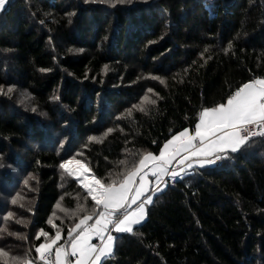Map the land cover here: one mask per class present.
Listing matches in <instances>:
<instances>
[{
    "label": "trees",
    "instance_id": "1",
    "mask_svg": "<svg viewBox=\"0 0 264 264\" xmlns=\"http://www.w3.org/2000/svg\"><path fill=\"white\" fill-rule=\"evenodd\" d=\"M257 78L264 0L8 1L0 14V195L31 186L33 198L20 202L25 211L6 207L14 217L0 220L8 256L0 264L35 261L57 228L66 246L69 230L91 214L94 202L61 163L75 158L104 183L119 181L144 154L193 130L203 109ZM145 96L156 103H142ZM221 157L167 183L132 234H115L113 264H264V139ZM57 204L85 211L66 218L59 210L50 224ZM40 230L48 237L37 239Z\"/></svg>",
    "mask_w": 264,
    "mask_h": 264
},
{
    "label": "snow or ice",
    "instance_id": "2",
    "mask_svg": "<svg viewBox=\"0 0 264 264\" xmlns=\"http://www.w3.org/2000/svg\"><path fill=\"white\" fill-rule=\"evenodd\" d=\"M101 2L112 3L115 6L116 3L130 2V0H101ZM6 3L8 0H0V10L5 8ZM153 79L158 78L153 77ZM11 91L12 89L9 88L8 92ZM149 91L152 90L149 89ZM144 102L156 103L155 100H150L147 96L143 98L142 103ZM134 107L144 111L140 105ZM130 114L131 110H129ZM256 136L264 137V78H257L243 84L227 99L226 103L203 109L199 114V122L196 124L194 135H190L188 129L173 135L161 148L159 155L144 154L138 163L134 164L127 172L120 174L123 178L119 181L112 180L109 183H104L94 174L89 179L90 169L80 160L73 158L64 161L60 164V168L78 180L80 186L87 193L84 200L87 201L90 197L94 202V207L91 214L83 216L79 223L69 230L68 235L72 237L70 252L63 245L54 247L61 238L60 232L57 231L50 242L46 239L44 243L36 247L35 251L39 259L43 261V264H72V261L68 259L71 256L76 257L75 264H101L102 260L111 256L113 252L116 237L111 235V232L132 234L133 226L141 224L145 219V205L153 203V194L162 193L167 187L166 181H161L164 188L159 185L155 189L149 187V182L145 179L147 174L140 175L143 169L148 166V162H152V175L157 180H161L165 175H170L175 179L180 173L169 172V165L181 153L188 154L183 157L185 161L192 157L213 155H215V160H219L222 157L218 153L229 149L235 153ZM90 139L100 141V138L97 137ZM195 141L199 143H195ZM215 160L208 159L206 163L211 164ZM119 163L126 165L127 161L121 160ZM73 165L79 166L81 171L79 173L74 171ZM138 176L139 183L137 184ZM145 189H147V193ZM16 202L13 200L14 204ZM131 205H136V208L129 211ZM56 207L68 214V210L61 207L60 204H57ZM77 209L85 211L84 205L81 204L77 205ZM72 214L75 215V213ZM53 215L55 216V212ZM11 216L12 213H9L6 219ZM94 216L95 222L88 224V221L92 220ZM16 222L21 223V221ZM49 223L52 221L50 220ZM53 226L55 227V225ZM73 233L76 234L73 236ZM48 235L40 230L37 239L41 236L47 238ZM93 237L99 238L100 245L91 243ZM53 248L55 258L51 260ZM6 255L7 253L0 250V257ZM20 264H33V261L24 260Z\"/></svg>",
    "mask_w": 264,
    "mask_h": 264
},
{
    "label": "crops",
    "instance_id": "3",
    "mask_svg": "<svg viewBox=\"0 0 264 264\" xmlns=\"http://www.w3.org/2000/svg\"><path fill=\"white\" fill-rule=\"evenodd\" d=\"M6 6H7V3L5 5V8L3 10H0V14L6 9ZM199 122V117H198V121L197 123ZM196 123V124H197ZM195 128H196V125L194 127L193 130H189V134L190 135H194L195 134ZM172 138V137H171ZM170 138V139H171ZM169 139V140H170ZM167 142V141H166ZM165 142V143H166ZM164 143V144H165ZM163 144V146H164ZM162 146V148H163ZM225 152H231L230 149L229 150H226ZM160 153V152H159ZM224 153V152H223ZM219 155H221L222 153H218ZM159 155V154H157ZM185 155H188L187 153H181L179 156L176 157V159H174L171 164L169 165V172H172V171H176V172H179L180 175L177 176L175 179H173L170 175H165L161 178V180H157V178L155 176L152 175V162H148V166L145 167L143 169V171L140 173V175H145V173L147 175H145V179L149 182V187L155 189L157 187V185H159L160 187L164 188V184L161 182V181H166L167 183L169 182H172L174 180H178V179H181L182 177H184L185 175L189 174L192 170L194 169H197V168H205V167H210L212 165H215L216 164V160H215V155L213 156H210V157H202V156H199V157H192L191 159L189 160H183V157ZM208 159H213L215 160L214 163H211V164H208L206 163V161ZM189 165H191V167H189ZM136 183L138 184L139 183V176L136 178ZM146 193H147V189H145ZM155 195L157 194H153V198L155 197ZM150 204H147L145 205V208L147 209V207L149 206ZM136 208V205H131V208L129 209V211H132ZM146 220V217L145 219L141 222V224ZM95 222V219L94 221H92L90 223V221H88V224H92ZM139 224V225H141ZM139 225H134L133 226V229ZM79 231V230H78ZM76 233H73V236L75 235ZM115 234H124V233H116L115 231H112L111 232V235H113L115 237ZM61 239V238H60ZM60 239L57 241V244L56 246L54 247H58L59 245V241ZM50 242V241H49ZM71 242V240H70ZM70 242L66 244L65 249H67L69 252L71 251L70 249ZM91 243H94V244H97V245H100L101 241L99 240V238L97 237H93V239L91 240ZM115 243V241H114ZM114 249V247H113ZM113 253V252H112ZM112 255L103 259L101 264H113V261H112ZM54 248H53V253H52V260H54ZM69 260L72 261V264H75V260H76V257H69L68 258ZM33 264H43V261H41L38 257V254H37V257H36V260L33 261Z\"/></svg>",
    "mask_w": 264,
    "mask_h": 264
},
{
    "label": "rangeland",
    "instance_id": "4",
    "mask_svg": "<svg viewBox=\"0 0 264 264\" xmlns=\"http://www.w3.org/2000/svg\"><path fill=\"white\" fill-rule=\"evenodd\" d=\"M75 2H77V4H79V2L80 3H82V4H87V3H94V4H98V3H100L101 5L102 4H104V3H106V2H101V0H74ZM110 5H113L112 3H110ZM81 161V160H80ZM82 162V161H81ZM83 163V162H82ZM73 167V170L74 171H76L77 173H79L81 170L79 169V166H77V165H73L72 166ZM63 170V169H62ZM63 172L69 177V178H71V179H75V180H77L76 178H74V177H72V176H69L64 170H63ZM91 176H92V173L91 172H89L88 173V177H89V179H91ZM81 179H83V176H81ZM78 181V180H77ZM63 183L65 184V180L63 181ZM77 186L80 188V190H83L85 193H86V190L83 188V187H81L80 186V184H79V182L77 183ZM7 189H9V188H7ZM4 192V191H3ZM2 192V193H3ZM33 190L31 189V186H28L27 188H25V190H24V192L21 190V194H20V196H17V197H15V198H12V196L11 197H6V195L5 196H3V195H0V202L2 203V204H0V220L2 221V222H4V221H6V222H8V220L9 219H11V218H13L14 217V213L12 214V216L10 217V218H7L6 219V217H8V211H7V209H6V207H8V208H10V207H12V206H16V207H18L19 205H20V202L23 200V198H33ZM87 194V193H86ZM73 197L74 198H80L78 195H73ZM8 198H10V200H9V202L10 203H8ZM62 198V197H61ZM90 198V197H89ZM13 200H16L17 202L14 204L13 203ZM90 200H91V198H90ZM4 205H7V206H4ZM3 207H4V210H2L3 209ZM19 208V207H18ZM19 210L20 211H25V209H21V208H19ZM59 211V209L56 207L55 208V216L53 215V216H51L50 217V220L52 221V223H55L56 222V220H58L57 219V216L59 215V213H57ZM22 213V212H21ZM72 213H75L76 215H79L78 214V210H77V207L75 208V209H73V211H68V214H66V215H68V216H66V218H73V214ZM64 214H65V212H64ZM64 219H65V217H63ZM63 218H61V219H63ZM25 223H27V221H21V224H25ZM29 223V222H28ZM52 223H50V224H52ZM26 226V225H25ZM57 227H59L58 225H56ZM57 227H55V228H57ZM64 227V226H63ZM56 230H59L60 231V228H57ZM0 258H2V257H0ZM3 258L4 259H7L8 258V256H3Z\"/></svg>",
    "mask_w": 264,
    "mask_h": 264
},
{
    "label": "built area",
    "instance_id": "5",
    "mask_svg": "<svg viewBox=\"0 0 264 264\" xmlns=\"http://www.w3.org/2000/svg\"><path fill=\"white\" fill-rule=\"evenodd\" d=\"M8 1H10V0H8ZM251 127V126H250ZM256 137H258V138H263L264 139V137H261V136H256ZM256 137H253V138H256ZM195 143H199L198 141H195ZM50 259L52 260V255L50 256Z\"/></svg>",
    "mask_w": 264,
    "mask_h": 264
}]
</instances>
